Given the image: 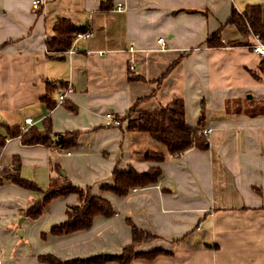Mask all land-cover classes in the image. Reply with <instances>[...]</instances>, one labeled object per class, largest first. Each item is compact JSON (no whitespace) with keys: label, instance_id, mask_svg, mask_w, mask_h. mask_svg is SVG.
I'll return each instance as SVG.
<instances>
[{"label":"crops","instance_id":"0c3cea01","mask_svg":"<svg viewBox=\"0 0 264 264\" xmlns=\"http://www.w3.org/2000/svg\"><path fill=\"white\" fill-rule=\"evenodd\" d=\"M117 2L125 8L113 9ZM262 2L41 0L33 8L32 0H0V133L5 134L1 123L21 125L30 117L41 126L47 114L54 131L80 130L69 149L7 137L0 151V264H47L40 253H120L131 244L127 218L154 234L135 251H166L151 259L95 264H264V57L252 49V32L244 37L225 23L232 7L242 11ZM58 16L92 31L70 53L49 52L45 45ZM216 30L221 45L207 46ZM47 81L64 82L58 90L70 82L73 90L65 99L76 109L58 102L47 109L41 100ZM141 97L134 116L182 98L187 123L202 117L209 129L207 147L167 155L158 162L160 181L117 195L100 186L112 182L115 167L147 169L152 162L144 152L157 142L106 125L105 113L121 115ZM55 165L73 184L107 198L113 213L94 216L85 229L43 235L77 201L69 193L52 199L37 218L22 214L43 197L57 175ZM3 169L17 170L41 190L1 176ZM15 236L23 240L10 246Z\"/></svg>","mask_w":264,"mask_h":264},{"label":"trees","instance_id":"16d2710c","mask_svg":"<svg viewBox=\"0 0 264 264\" xmlns=\"http://www.w3.org/2000/svg\"><path fill=\"white\" fill-rule=\"evenodd\" d=\"M108 8V4L103 5ZM262 3L247 4L242 11L232 7L230 15L225 23L233 24L237 27L242 36H248L250 32L257 33L264 42V20ZM54 34L45 40L47 51L58 52L69 47L73 39V34L79 30H85L82 25L73 23L66 16H58L55 22ZM219 30L208 35L206 39L207 46L221 45ZM171 65L163 72V75L170 69ZM260 69L264 71V58L260 60ZM130 79L142 78L139 75L128 76ZM64 82L47 81L41 100L45 103L47 109L53 108L56 103V93ZM144 97L138 98L133 105L126 109L123 114L116 116L120 122L113 126H124L126 130L148 136L151 140L161 143L164 150H146L144 157L146 160L153 161L155 164L145 170H137L131 165L120 169L115 167L112 171V182L102 184L100 188L110 190L117 195H125L130 189L155 184L162 178V170L158 162L162 161L167 155H177L189 147H198L204 149L207 147V136L203 133V118H199L195 125L187 123L185 103L182 98H175L165 105L153 109L140 110L137 116H134L138 103ZM72 110L76 106L72 102H62ZM5 129V134L0 133V151L6 142L7 137L19 136L20 141L25 145L42 144L45 146H54L60 149H69L77 144L80 130L54 131L51 126L49 114L41 120V126L31 124L26 130H22L20 125H8L1 123ZM54 169L57 175L51 177L44 191L43 197L27 208L22 210V214L37 218L45 211L49 202L56 198L74 193L77 201L74 204L66 206L64 220L52 224L45 234L61 235L85 229L91 226L94 216L113 213L111 202L100 194L93 193L90 186H78L71 182L67 175L61 172L59 166L55 165ZM1 176L27 187L32 190H41L33 181H30L19 175L17 170H1ZM127 222L131 226V244L122 249L120 253H99L86 257L60 258L51 253H40L38 259L47 264H95L113 259L120 263H127L133 256L145 257L151 259L163 249H153L148 251H135L134 246L138 243L149 241L154 237L151 232L136 226L129 218Z\"/></svg>","mask_w":264,"mask_h":264},{"label":"built area","instance_id":"2783aa9c","mask_svg":"<svg viewBox=\"0 0 264 264\" xmlns=\"http://www.w3.org/2000/svg\"><path fill=\"white\" fill-rule=\"evenodd\" d=\"M41 3V0H32V7L33 8H38L39 4ZM125 8V3L124 2H117L113 9L115 10H123ZM92 34V31L88 28L85 30H79L76 31L73 34V39L69 47L66 49L67 52H72L74 50V42L78 40L79 38H85L88 37ZM253 36V43H252V49L254 52L259 54L261 57H264V42L261 41L259 35L257 33H252ZM161 44H164V40L162 38H159L158 40ZM73 90V86L70 82H68L63 90H58L56 93V100L58 103H62L65 98L67 93L71 92ZM120 120L119 118L113 114L112 112H106L105 113V124L106 125H117L119 124ZM33 123V120L30 117L25 118L24 122L20 125V128L24 131L27 129L29 125ZM203 133H207L209 129L203 128L202 129Z\"/></svg>","mask_w":264,"mask_h":264},{"label":"rangeland","instance_id":"374dc122","mask_svg":"<svg viewBox=\"0 0 264 264\" xmlns=\"http://www.w3.org/2000/svg\"><path fill=\"white\" fill-rule=\"evenodd\" d=\"M156 143V142H155ZM160 146V147H159ZM148 149H150V150H158V151H161V150H164V146L161 144V143H156L155 144V147H149ZM147 149V150H148ZM146 151V150H145ZM143 157H144V155H143ZM144 159H145V157H144ZM146 160V159H145ZM147 161H149V160H147ZM150 162H152V165H154L155 163L153 162V161H150ZM151 166V165H150ZM22 217V216H21ZM18 220V219H17ZM18 229H20V228H18ZM17 229V230H18ZM17 233L19 234V232L17 231ZM15 238V241L14 242H11L10 241V246H14L15 245V242L16 241H18V242H22V238H21V236H15L14 237ZM19 238V239H18ZM29 248V244L28 245H26V249H28Z\"/></svg>","mask_w":264,"mask_h":264},{"label":"water","instance_id":"95a60500","mask_svg":"<svg viewBox=\"0 0 264 264\" xmlns=\"http://www.w3.org/2000/svg\"><path fill=\"white\" fill-rule=\"evenodd\" d=\"M248 95H249V94H248ZM22 218H23V217H22ZM22 218H21V219H22ZM21 232H22L21 229H19V233H20V234H21Z\"/></svg>","mask_w":264,"mask_h":264}]
</instances>
